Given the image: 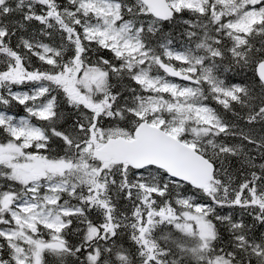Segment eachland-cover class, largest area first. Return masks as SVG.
<instances>
[{"label":"snow or ice","instance_id":"obj_1","mask_svg":"<svg viewBox=\"0 0 264 264\" xmlns=\"http://www.w3.org/2000/svg\"><path fill=\"white\" fill-rule=\"evenodd\" d=\"M0 264H264V0H0Z\"/></svg>","mask_w":264,"mask_h":264}]
</instances>
